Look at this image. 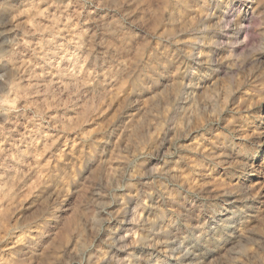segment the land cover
I'll return each instance as SVG.
<instances>
[{"label":"clouds","instance_id":"obj_1","mask_svg":"<svg viewBox=\"0 0 264 264\" xmlns=\"http://www.w3.org/2000/svg\"><path fill=\"white\" fill-rule=\"evenodd\" d=\"M0 264H264V0H0Z\"/></svg>","mask_w":264,"mask_h":264}]
</instances>
